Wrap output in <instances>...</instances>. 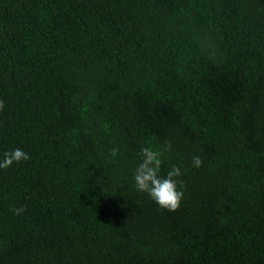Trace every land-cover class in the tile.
<instances>
[{"label":"trees","instance_id":"1","mask_svg":"<svg viewBox=\"0 0 264 264\" xmlns=\"http://www.w3.org/2000/svg\"><path fill=\"white\" fill-rule=\"evenodd\" d=\"M0 100V264H264V0H0Z\"/></svg>","mask_w":264,"mask_h":264},{"label":"clouds","instance_id":"2","mask_svg":"<svg viewBox=\"0 0 264 264\" xmlns=\"http://www.w3.org/2000/svg\"><path fill=\"white\" fill-rule=\"evenodd\" d=\"M4 108V101L0 100V111H3ZM171 150L172 144L167 141L159 149L152 146L141 147L139 151L140 162L134 170V181L136 189L146 193L159 207L169 212H175L179 210L183 201L184 191L182 189L186 188V183L180 178L182 176L181 169L176 165H172L166 175L161 174L163 157L166 152ZM119 152V147H115L110 154L115 158ZM30 158L22 149L10 150L3 153L2 158H0V169H7L14 163L27 161ZM192 164L193 167L200 168L203 166V161L199 156H195ZM24 211L23 207L13 209L16 215H20Z\"/></svg>","mask_w":264,"mask_h":264}]
</instances>
